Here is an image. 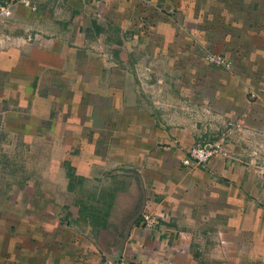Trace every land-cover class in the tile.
<instances>
[{
    "label": "crops",
    "instance_id": "obj_1",
    "mask_svg": "<svg viewBox=\"0 0 264 264\" xmlns=\"http://www.w3.org/2000/svg\"><path fill=\"white\" fill-rule=\"evenodd\" d=\"M1 2L0 264H264V0Z\"/></svg>",
    "mask_w": 264,
    "mask_h": 264
},
{
    "label": "built area",
    "instance_id": "obj_2",
    "mask_svg": "<svg viewBox=\"0 0 264 264\" xmlns=\"http://www.w3.org/2000/svg\"><path fill=\"white\" fill-rule=\"evenodd\" d=\"M26 2V0H23ZM11 8L10 3H2L0 0V16H7L10 14ZM7 40L10 39V36L6 35L5 37ZM205 59L208 62L214 63V64H220L224 65L225 67H228V61H226L223 56L206 52ZM227 130L225 132H222L221 138L219 140L210 142V143H194L190 148V154L191 157L198 163V162H205L208 161L212 156L215 155H222L227 156L232 153V150L228 147V143L226 141V136L231 135V133L236 130L240 131L241 126L239 124H233L231 121L227 122ZM260 145L257 147H254L250 151V157L252 160H258L260 157L259 155V149ZM187 161L188 159H184ZM141 220L144 223L146 227H150L155 225L158 222V216L152 212L148 205L145 204L141 210ZM99 264H129L125 262L121 258L113 257V256H106L104 257Z\"/></svg>",
    "mask_w": 264,
    "mask_h": 264
},
{
    "label": "rangeland",
    "instance_id": "obj_3",
    "mask_svg": "<svg viewBox=\"0 0 264 264\" xmlns=\"http://www.w3.org/2000/svg\"><path fill=\"white\" fill-rule=\"evenodd\" d=\"M3 180H6L5 177L0 176V188L3 187V182H2ZM5 197H6V194L0 193V200L2 199L4 200Z\"/></svg>",
    "mask_w": 264,
    "mask_h": 264
}]
</instances>
